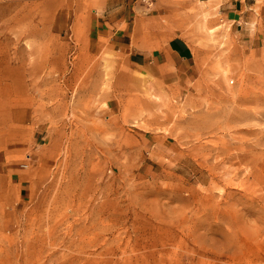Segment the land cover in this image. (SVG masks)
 Listing matches in <instances>:
<instances>
[{"label":"rangeland","instance_id":"374dc122","mask_svg":"<svg viewBox=\"0 0 264 264\" xmlns=\"http://www.w3.org/2000/svg\"><path fill=\"white\" fill-rule=\"evenodd\" d=\"M83 4L0 0V264H264V43L198 6L196 77L158 83Z\"/></svg>","mask_w":264,"mask_h":264},{"label":"crops","instance_id":"0c3cea01","mask_svg":"<svg viewBox=\"0 0 264 264\" xmlns=\"http://www.w3.org/2000/svg\"><path fill=\"white\" fill-rule=\"evenodd\" d=\"M80 1L89 13L87 34L95 46L107 41L124 52L130 66L158 83L191 82L196 77V48L185 36L193 34L198 6L208 13L207 19L222 20L237 40L251 46L264 43V0ZM0 168L4 184L12 181L14 187L27 189V171L3 163Z\"/></svg>","mask_w":264,"mask_h":264}]
</instances>
